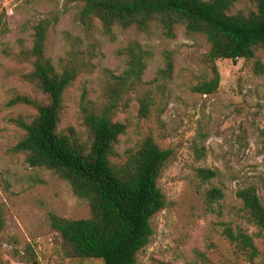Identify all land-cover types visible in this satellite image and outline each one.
Listing matches in <instances>:
<instances>
[{"label": "rangeland", "instance_id": "1", "mask_svg": "<svg viewBox=\"0 0 264 264\" xmlns=\"http://www.w3.org/2000/svg\"><path fill=\"white\" fill-rule=\"evenodd\" d=\"M81 9L72 0H0V264H102L70 257L50 226L51 215L88 218L87 202L52 172L29 167L26 156L14 151L25 135L17 122L36 114L32 107L14 103L16 98L46 101L25 80L31 68L21 56L31 48L33 27L41 20L49 22L45 57L58 73L65 67L77 70L63 94L58 129L82 144L88 131L81 106L101 107L132 55L140 54L146 64L115 112L114 121L126 126L116 152L123 160L150 136L160 147L172 149L173 156L159 179L167 206L152 218L151 243L136 264H264V234L248 222L235 197L238 189L252 186L264 206V52H256L253 60L215 61L219 87L201 95L194 88L211 77L203 36L187 35L180 26L172 38L155 28L106 30L97 20L81 19ZM252 10L247 0L233 8L243 14ZM201 148L200 159L195 149ZM198 169L214 170L217 177L202 181ZM212 187L221 189L223 198L209 203L206 193ZM227 228H240L252 238L257 250L252 262L228 240Z\"/></svg>", "mask_w": 264, "mask_h": 264}, {"label": "trees", "instance_id": "2", "mask_svg": "<svg viewBox=\"0 0 264 264\" xmlns=\"http://www.w3.org/2000/svg\"><path fill=\"white\" fill-rule=\"evenodd\" d=\"M72 1L82 4L81 19L97 20L106 30L118 27L145 32L155 28L172 38L175 27L180 26L187 35L203 36L209 45L206 62L211 77L194 88L201 95L214 94L219 87L215 61L253 60L256 52H264V0H247L254 8L248 14L233 12L234 4L240 0ZM48 27L47 20L39 21L33 27L31 48L21 54L23 62L31 68L25 80L46 101L16 98L14 103L30 106L36 114L28 122H17L25 135L14 151L26 156L29 167L52 172L70 186L76 198L87 202L90 216L86 219L50 216V226L62 239L70 257L98 260L102 264H136L138 254L151 243L152 218L167 206L159 179L173 156L172 149L160 147L150 136L128 150L123 160L116 152L126 126L114 121L115 112L123 95L140 81L146 64L140 54L132 55L120 82L109 87L106 102L99 108L81 106L88 131V140L82 144L72 133L68 135L58 129L63 94L75 80L77 70L65 67L58 73L45 57ZM171 66L167 64L168 72ZM255 67L263 72L259 61ZM140 111L145 117L146 99L140 101ZM195 151L201 159L204 148ZM196 176L210 181L217 174L214 170L198 169ZM235 197L248 222L264 234V206L256 189L252 186L238 189ZM222 198L223 193L217 187L206 193L209 203ZM3 228L0 207V235ZM224 233L238 250L248 254L250 262L256 258L252 238L240 228L235 232L227 228Z\"/></svg>", "mask_w": 264, "mask_h": 264}]
</instances>
